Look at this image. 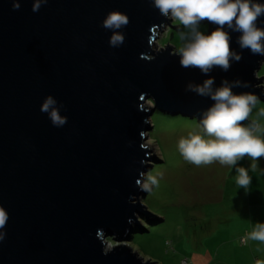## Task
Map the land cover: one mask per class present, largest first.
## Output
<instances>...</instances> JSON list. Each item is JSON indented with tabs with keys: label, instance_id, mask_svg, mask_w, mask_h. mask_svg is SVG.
<instances>
[{
	"label": "water",
	"instance_id": "water-1",
	"mask_svg": "<svg viewBox=\"0 0 264 264\" xmlns=\"http://www.w3.org/2000/svg\"><path fill=\"white\" fill-rule=\"evenodd\" d=\"M35 3L0 0V209L8 216L0 264H152L128 243L147 231L138 216L152 217L140 200L155 160L150 116L200 124L214 101L187 85L207 77L182 67L170 44L158 46L170 19L153 0H41L33 11ZM113 11L129 21L116 30L118 46L102 25ZM257 25L264 28V16ZM229 31L242 59L207 75L215 86L239 82L235 93L264 102V56L241 50L239 33ZM49 96L67 117L63 126L41 111Z\"/></svg>",
	"mask_w": 264,
	"mask_h": 264
},
{
	"label": "rangeland",
	"instance_id": "rangeland-1",
	"mask_svg": "<svg viewBox=\"0 0 264 264\" xmlns=\"http://www.w3.org/2000/svg\"><path fill=\"white\" fill-rule=\"evenodd\" d=\"M169 19L156 42L161 47L170 44L178 52L186 42L182 33L189 30ZM199 29L208 32L206 24ZM258 76L264 77V62ZM248 120L256 124L254 135L264 139V102H256ZM150 124L146 145L155 160L148 161L151 168L143 182L151 189L140 200L152 217L138 216L147 231L132 234L128 241L132 249L152 264H264V241L249 238L256 225L264 222L263 158L254 162L245 157L238 162L237 167L249 168L251 175V186L245 191L239 188L232 165L218 160L196 165L181 155V139L203 136L195 119L155 111ZM251 163H258L255 172ZM150 175L156 184L148 180Z\"/></svg>",
	"mask_w": 264,
	"mask_h": 264
},
{
	"label": "clouds",
	"instance_id": "clouds-1",
	"mask_svg": "<svg viewBox=\"0 0 264 264\" xmlns=\"http://www.w3.org/2000/svg\"><path fill=\"white\" fill-rule=\"evenodd\" d=\"M47 3V0H43ZM154 7L161 15L178 20L188 33H182L185 44L179 49L180 65L184 68H196L206 75L200 84L189 83L187 90L200 96L210 97L212 103L203 113L200 124L203 136L196 134L181 139L178 144L179 151L185 160L196 164H209L219 161L235 167L238 173L237 184L239 188L248 191L251 186L249 168L237 167L238 162L247 157L258 162L264 158V139L254 135L257 128L254 124H245L257 97L250 94H237L233 87L242 86L239 82H229L227 79L215 86V77L207 75L213 68L228 71L233 61L239 62L242 54L231 47V34L238 32L237 42L241 50L247 49L251 53L264 56V28L257 25V21L264 16V4L254 0H153ZM41 0L33 6V11L41 7ZM19 8V3H13ZM128 18L120 12H110L102 25L113 30L110 44L118 46L124 37L116 31L128 24ZM203 22L216 25L212 31L205 34L200 31L199 25ZM53 125L59 127L67 122V117L60 114L56 99L52 96L46 98L41 106ZM214 137L205 139L204 137ZM258 163H251L253 172L257 170ZM151 184L157 181L148 176ZM148 184L144 185L147 189ZM7 213L0 209V229L7 224ZM4 234H0L3 239ZM252 240L264 241V222L258 223L250 233Z\"/></svg>",
	"mask_w": 264,
	"mask_h": 264
},
{
	"label": "trees",
	"instance_id": "trees-1",
	"mask_svg": "<svg viewBox=\"0 0 264 264\" xmlns=\"http://www.w3.org/2000/svg\"><path fill=\"white\" fill-rule=\"evenodd\" d=\"M245 241H246V239H245ZM247 242V241H246ZM241 244H243V243H241ZM247 243H244L243 245H246Z\"/></svg>",
	"mask_w": 264,
	"mask_h": 264
},
{
	"label": "built area",
	"instance_id": "built-area-1",
	"mask_svg": "<svg viewBox=\"0 0 264 264\" xmlns=\"http://www.w3.org/2000/svg\"><path fill=\"white\" fill-rule=\"evenodd\" d=\"M243 242H245V239L243 240Z\"/></svg>",
	"mask_w": 264,
	"mask_h": 264
},
{
	"label": "flooded vegetation",
	"instance_id": "flooded-vegetation-1",
	"mask_svg": "<svg viewBox=\"0 0 264 264\" xmlns=\"http://www.w3.org/2000/svg\"><path fill=\"white\" fill-rule=\"evenodd\" d=\"M264 138V137H263Z\"/></svg>",
	"mask_w": 264,
	"mask_h": 264
}]
</instances>
